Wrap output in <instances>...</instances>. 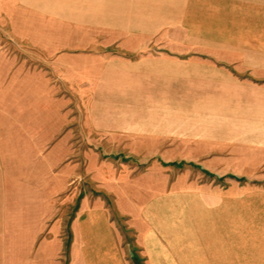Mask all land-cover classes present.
Returning <instances> with one entry per match:
<instances>
[{
    "label": "crops",
    "instance_id": "obj_1",
    "mask_svg": "<svg viewBox=\"0 0 264 264\" xmlns=\"http://www.w3.org/2000/svg\"><path fill=\"white\" fill-rule=\"evenodd\" d=\"M0 42L23 49L0 47L7 105L58 87L47 64L78 99L54 129L10 116L0 264H264V0H0ZM63 43L85 44L62 60ZM32 137L101 145L62 171L88 187L67 235L47 224Z\"/></svg>",
    "mask_w": 264,
    "mask_h": 264
},
{
    "label": "rangeland",
    "instance_id": "obj_2",
    "mask_svg": "<svg viewBox=\"0 0 264 264\" xmlns=\"http://www.w3.org/2000/svg\"><path fill=\"white\" fill-rule=\"evenodd\" d=\"M64 49L60 51V57L62 60L69 59L72 55L79 52L82 45L85 43H63ZM0 47L4 50L23 51L19 46H10L5 42H0ZM78 49V50H77ZM19 59L23 57L19 56ZM27 60V58L24 57ZM39 61L41 64L39 65ZM29 65L33 66H44V60L34 57L32 54L29 59ZM46 65V64H45ZM47 74L53 84L59 83L56 89H53L51 94H48L45 98L40 95L39 90H31V95L28 96V90L25 89V101L27 105L23 107L20 105L19 109L12 105H7L5 101L12 99V92L2 91L0 89V151L3 149L17 148L20 144L19 139L12 135L19 130V127H15L12 123L10 116L14 115H30L31 117V129L36 128L35 121L37 119H45L46 126L48 129L56 128L53 124L57 118H60L64 114L71 116L73 107L78 105V99L73 97V89L68 82L70 77L69 73H55L50 68L49 64L46 66ZM67 82V83H66ZM21 94L16 95V98H22L23 89H20ZM41 97V99H39ZM60 97L63 100L60 101ZM80 101V100H79ZM29 102V106H28ZM80 104V102H79ZM14 112V113H13ZM7 113L9 117L7 120ZM57 133V132H56ZM7 137V138H2ZM30 144V162H31V179L37 181L40 177L41 180L45 178L47 188V207L50 214L47 218V224L50 225L55 219H59L63 233L67 235V228L70 221V216L76 206V195L77 190L80 192L87 191V185H74L76 179L70 174L62 175L64 168L69 167L76 160L74 149L82 148L87 151L89 148L100 147V144H94V139L85 138H60V137H47V138H34L32 137ZM4 151V150H3ZM12 150L10 151L11 155ZM7 153H0V164L2 165L0 170L5 169L7 164ZM8 155V156H9ZM103 155V154H101ZM118 158L119 154H112ZM17 156V155H16ZM107 156V155H106ZM121 157H127L130 160V155L121 154ZM139 163L145 164L149 159L150 155H139ZM14 157V155H13ZM141 159V160H140ZM15 160V157H14ZM12 159V161H14ZM126 160V161H127ZM11 161V162H12ZM40 173V174H39ZM3 177V173L0 171V178ZM64 181V183H62ZM64 234V236H65Z\"/></svg>",
    "mask_w": 264,
    "mask_h": 264
}]
</instances>
